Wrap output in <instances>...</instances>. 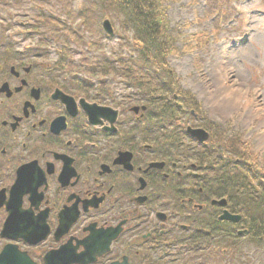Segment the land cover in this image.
Here are the masks:
<instances>
[{
    "label": "flooded vegetation",
    "instance_id": "obj_1",
    "mask_svg": "<svg viewBox=\"0 0 264 264\" xmlns=\"http://www.w3.org/2000/svg\"><path fill=\"white\" fill-rule=\"evenodd\" d=\"M24 41H0V264H212L199 237L233 236L212 229L210 177L229 157L149 107L121 108L114 130L109 113L96 125L79 106L71 115Z\"/></svg>",
    "mask_w": 264,
    "mask_h": 264
},
{
    "label": "rangeland",
    "instance_id": "obj_2",
    "mask_svg": "<svg viewBox=\"0 0 264 264\" xmlns=\"http://www.w3.org/2000/svg\"><path fill=\"white\" fill-rule=\"evenodd\" d=\"M12 1L0 0V36L2 39L6 38L7 40L9 38H15L16 40L23 37L21 31L24 29L19 28L18 21L21 22L20 27L35 25V21L30 19V13L32 12L27 11V6L22 5L23 2L28 0H19L20 2L17 4H13ZM57 1L60 2L61 7L66 4L65 0ZM71 1L74 4V9L82 8L85 10L84 4H92L94 3L92 1L98 0ZM236 1H238V6L244 8V14L249 17L248 28L244 25V28L241 27V19L236 12L226 24L218 20L213 23L209 18L210 14L205 5V0H176L170 2V6L166 11L168 22L166 29L167 33L172 36L176 48L170 52L168 62L179 74L182 86L190 90L201 101L202 105L199 112L204 118L208 116L212 123L210 128L212 140L209 144L213 146L218 143L228 144L226 147L230 146L231 149L235 150L233 152L235 156H243L250 162H255L254 165L264 171V148L259 143L260 137L264 134V125L260 123L257 116L244 115L245 113L242 110L240 111V108L223 110L216 106L217 101L223 95L222 90L224 88V80L219 76L220 73H228L230 84L235 85L236 82V85L239 84L245 90L249 89L253 92L251 102L253 101L255 105L251 103L247 107L248 110L264 106V14L258 12H264V0ZM95 10L97 9H92L91 12L86 14L87 24H80L86 32L85 38L90 41L87 49H80L71 45L70 48L75 51V55L65 66L57 65L55 59V68L60 73L67 70L69 66H71L72 72L78 76H82L84 71L85 73L90 71V68L97 71L106 69L99 65L85 63L87 61L93 62L95 56H100L103 53H107L105 59L108 64L115 67L118 72L123 73L122 66L116 61L115 57H121L127 61V57L124 56L130 55V49L134 45L131 41L133 33L132 31H126L124 26L117 21V18L108 15L113 22L116 33L110 38L101 39L102 36L97 28L98 19L96 20L93 14ZM99 10L102 12V9L99 8ZM72 15L73 13L68 12L66 17ZM244 17L245 15H243ZM221 24L223 25L216 27ZM61 26H65V24H61ZM216 29H218V32H216ZM245 31L248 33V41L236 47L231 46L230 40L235 36L243 35ZM34 33L35 31L32 29L28 31L27 35L41 38ZM198 35L205 39L201 45H196L194 41ZM49 36L53 40V43L48 41L51 44V50L47 55L49 57L37 60L53 64V60L58 53L57 49H59V44L56 43L53 37L59 38L61 33L59 35L50 34ZM223 37L226 38V41L221 44L220 38ZM35 42L39 41L35 39ZM25 43H28V41ZM92 43L97 44L93 46ZM19 44L20 41L17 42V45ZM22 45L23 42L20 46ZM118 52L123 53V56L119 55ZM126 71L127 67L124 66L123 75L130 79ZM119 78L114 76V78L110 77L108 79L112 83L110 87L115 92V99L121 101L125 96L132 95L135 90L130 83L123 82L124 79ZM127 97L121 102H129ZM251 147L256 150L255 153H252ZM259 156H261V160ZM233 245L234 249L230 257L224 259V264H264V243L257 245L247 235L240 238V240H236L235 243L233 242ZM222 261L221 256H216L214 264H221Z\"/></svg>",
    "mask_w": 264,
    "mask_h": 264
},
{
    "label": "trees",
    "instance_id": "obj_3",
    "mask_svg": "<svg viewBox=\"0 0 264 264\" xmlns=\"http://www.w3.org/2000/svg\"><path fill=\"white\" fill-rule=\"evenodd\" d=\"M56 1L57 8H60V2ZM168 0H101L100 7L105 13H113L108 10H113L115 13L122 17V22L130 25L134 29L133 43L135 47L139 50V55L145 60L155 59L165 60L166 55L174 47L171 42L170 35L167 34L164 21V2ZM13 4L20 2L19 0H13ZM33 3V1H30ZM97 4V3H96ZM58 11V9H56ZM83 12V10L78 9L77 12ZM90 12L88 8H85L84 17L87 18L86 14ZM116 15V14H115ZM79 19H84L80 16V13L76 14ZM98 17V15H96ZM39 18V16H38ZM90 19V18H89ZM54 22L56 18L54 17ZM53 22V24H54ZM59 25V24H57ZM69 36L81 37L80 30L75 34L72 32L71 28L68 31ZM160 56V57H158ZM121 62L124 60L119 58ZM108 64L107 60L104 59L101 66L102 68L112 67ZM113 69V68H110ZM232 178V177H231ZM238 181V177L231 179ZM260 193V198L264 201V187H262ZM251 202V200H250ZM255 211L250 214V223L252 225L253 238H255L256 244L264 243V240H259L256 237L264 238V210L260 208V204H254ZM220 223V222H219ZM217 224V223H216Z\"/></svg>",
    "mask_w": 264,
    "mask_h": 264
},
{
    "label": "bare ground",
    "instance_id": "obj_4",
    "mask_svg": "<svg viewBox=\"0 0 264 264\" xmlns=\"http://www.w3.org/2000/svg\"><path fill=\"white\" fill-rule=\"evenodd\" d=\"M219 76L224 80V88L222 90L223 95L221 99L216 103L217 107L223 110H235L240 108L241 111L243 107L246 108L251 103L255 105L253 101L251 102V96L253 95L252 91L249 89L245 90L243 87L239 86V84L236 85L235 81V85L230 84L228 73H220ZM247 115L257 116L260 123L264 125V106L248 110ZM260 146L264 148V135L260 138Z\"/></svg>",
    "mask_w": 264,
    "mask_h": 264
},
{
    "label": "water",
    "instance_id": "obj_5",
    "mask_svg": "<svg viewBox=\"0 0 264 264\" xmlns=\"http://www.w3.org/2000/svg\"><path fill=\"white\" fill-rule=\"evenodd\" d=\"M103 26H104V28H105V30L108 32V33H110V34H112V28H111V25H110V22L106 19V20H104V22H103ZM69 101L70 102H72V100L71 99H69ZM188 131L192 134V135H194V136H196L197 138H199V139H204L205 137H206V135L204 134V132L202 131V130H200V129H195V130H190V129H188ZM221 204L223 203V201L222 202H220ZM221 218H226V219H230V220H233V221H238V216H234V215H231L228 211H224L223 212V215L221 216Z\"/></svg>",
    "mask_w": 264,
    "mask_h": 264
}]
</instances>
